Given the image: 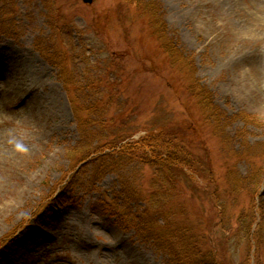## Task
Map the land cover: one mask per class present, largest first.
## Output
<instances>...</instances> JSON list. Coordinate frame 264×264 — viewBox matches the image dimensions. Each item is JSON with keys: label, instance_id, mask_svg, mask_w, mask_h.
<instances>
[{"label": "rangeland", "instance_id": "rangeland-1", "mask_svg": "<svg viewBox=\"0 0 264 264\" xmlns=\"http://www.w3.org/2000/svg\"><path fill=\"white\" fill-rule=\"evenodd\" d=\"M137 1L154 2L151 17ZM155 20L233 116L227 144L239 183L153 35ZM0 21V264H171L107 211L113 198L124 206V180L146 189L154 170L133 163L95 180L92 156L88 167L77 156L92 130L93 144L125 143L170 123L217 179L200 173L198 189L182 183L181 192L197 231L212 227L215 263L264 264L255 242L264 223V0H0ZM55 50L65 67L44 57ZM241 113L259 121L245 125ZM131 206L142 218L145 201Z\"/></svg>", "mask_w": 264, "mask_h": 264}, {"label": "trees", "instance_id": "trees-1", "mask_svg": "<svg viewBox=\"0 0 264 264\" xmlns=\"http://www.w3.org/2000/svg\"><path fill=\"white\" fill-rule=\"evenodd\" d=\"M137 4L138 1L134 3L136 7L144 6L143 8L149 11L147 17H151V13H154L151 11L153 6L151 4L154 2L139 4L140 6ZM157 23L158 21L149 22L153 35L160 43V48L165 57L185 79L182 88L188 93L189 99L194 101L193 105L198 108L202 117L201 121L208 125L214 136L222 141L229 181L239 183L240 179L236 174L235 166L230 163L232 156L237 152L234 153L233 150H230L227 144L230 139L227 128L230 126L233 116L215 104L210 89L196 77L193 57L178 47L179 42L175 36H168L165 24L160 27L156 26ZM3 26L4 22L0 21V27ZM43 55L52 64L59 65L61 68L65 67L68 62V58L60 50H55L54 53L43 52ZM71 59L72 62L76 63L79 56L72 53ZM92 82H99V80H92L89 84L91 87H96L98 84L95 83L94 85ZM85 110L91 112L92 108L87 107ZM76 112L80 113L81 110L76 108ZM235 118L242 120L245 125H255L259 121V118L246 113L237 114ZM78 119L81 126L87 125L86 118L79 115ZM94 133V130L87 132V142L78 147L77 156L79 155V162L85 163L83 167L86 164L88 167L87 160L92 156L91 172L95 180L102 179L104 175L110 172H120L124 167L133 163L150 166L154 170L146 189L142 185L140 186L134 178L123 181L121 193L125 200L124 206L120 203V199L109 200L107 211L116 217V223L123 228H136L138 236L143 241L154 242L158 250L167 255L171 264H216L215 260L219 254L207 236V232L211 231L212 227L208 226L204 229L206 232L197 231L188 217V211L184 204L185 200L182 199L181 192L183 190L182 183L190 184L193 188L198 189L193 186V183H198L197 180L202 177L203 172H205V176H211L210 180L208 179L210 182H215L217 179L213 175L210 165L206 166L208 163L202 165L197 161L196 154L191 151L187 143V135H185L182 125L178 123L166 124L156 130L146 132L138 140L125 143L112 140L108 142L99 141L93 144ZM94 145L96 146L94 147ZM254 176L257 177V173ZM212 192L217 200L216 191L212 190ZM137 200H144L146 203L145 210L140 212L143 213L141 214L142 218L131 212V203ZM64 203H67V200ZM217 203L215 202L216 205ZM218 205L220 208L216 207L220 209L221 218H223L224 207L219 203ZM259 226L255 242L258 246L264 247V223L259 224Z\"/></svg>", "mask_w": 264, "mask_h": 264}, {"label": "water", "instance_id": "water-1", "mask_svg": "<svg viewBox=\"0 0 264 264\" xmlns=\"http://www.w3.org/2000/svg\"><path fill=\"white\" fill-rule=\"evenodd\" d=\"M85 3H89V4H91V3H93L95 0H83Z\"/></svg>", "mask_w": 264, "mask_h": 264}]
</instances>
